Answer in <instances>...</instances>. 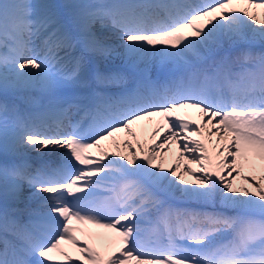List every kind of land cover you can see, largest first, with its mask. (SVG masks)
Returning <instances> with one entry per match:
<instances>
[{
  "label": "snow or ice",
  "instance_id": "obj_1",
  "mask_svg": "<svg viewBox=\"0 0 264 264\" xmlns=\"http://www.w3.org/2000/svg\"><path fill=\"white\" fill-rule=\"evenodd\" d=\"M9 88L48 102H0V193L41 201L0 208V264H264V0H0Z\"/></svg>",
  "mask_w": 264,
  "mask_h": 264
},
{
  "label": "bare ground",
  "instance_id": "obj_2",
  "mask_svg": "<svg viewBox=\"0 0 264 264\" xmlns=\"http://www.w3.org/2000/svg\"><path fill=\"white\" fill-rule=\"evenodd\" d=\"M48 4H50L49 2H47ZM109 43H112L114 45L119 46L120 41L113 36L109 41ZM34 47L39 51L40 47H42V45L40 44V40L39 39H35L33 42ZM41 45V46H40ZM254 50L259 51L260 47L257 46ZM219 56H224V54L222 52L218 53ZM111 61H116L117 63H123V61L119 58L117 59H113L108 61L107 63L111 62ZM155 64V63H153ZM149 65V68L153 65ZM143 67V66H141ZM114 68L113 70L115 71H125L126 69L124 68H118V67H112ZM31 91H24V89H14V93H11L12 95L16 96L17 98H19L21 101H23L24 103H20V102H14L15 103V108L21 113V114H28L30 112H36V111H40L42 108H39L38 106H32L35 104H38L39 101L41 100V98H36L34 96H32ZM3 93H0V102L3 103H7V105L9 106L11 103L10 101H12L13 99H11L10 95H2ZM33 94V93H32ZM25 96H27V99L25 100ZM42 104V102H41ZM20 105H23L22 108ZM43 106H45L46 104H42ZM63 149H60L56 152H49L47 149H45V151L43 153H37V152H32V151H25L24 149H20V153L23 154L24 158H26L29 162L34 161V160H40L42 162L45 163H49L52 162L54 159H56V156L59 155L61 152H63ZM7 154V155H6ZM15 158L16 160H18V154L16 152H14L13 150V146L11 143V140L9 139L8 145H7V149L5 150L4 146L2 143H0V164L3 163H7V157H11ZM3 159L5 161H3ZM9 162V160H8ZM182 164L184 163V161L181 162ZM234 175V174H233ZM187 179V177H185ZM31 189L25 187L22 191V193L20 194V199L19 202H17L16 200L12 199L11 196L9 195V197L7 198V200H5L4 196L2 193H0V204L3 205L4 207H8L10 209L12 208H25V207H39L41 204V201L36 200V199H30V203H28L29 197L31 196ZM35 203V204H34ZM22 205H25L24 207H21ZM187 207H191V208H197V209H201L203 206H197V205H186ZM0 208H3L2 206H0ZM203 210H208L211 211V208H206L204 207ZM219 210V205H217V209ZM91 231L93 232H100L102 230L99 229H91Z\"/></svg>",
  "mask_w": 264,
  "mask_h": 264
},
{
  "label": "rangeland",
  "instance_id": "obj_3",
  "mask_svg": "<svg viewBox=\"0 0 264 264\" xmlns=\"http://www.w3.org/2000/svg\"><path fill=\"white\" fill-rule=\"evenodd\" d=\"M46 1H49V0H45V1L39 0V3L46 2ZM50 1L52 2V5L56 6L57 9L58 8L60 9V7L66 2V0H50Z\"/></svg>",
  "mask_w": 264,
  "mask_h": 264
}]
</instances>
